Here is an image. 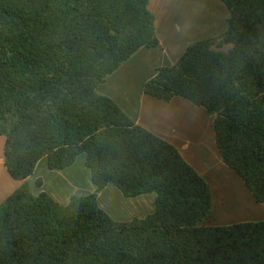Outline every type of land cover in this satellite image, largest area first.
Wrapping results in <instances>:
<instances>
[{
    "label": "trees",
    "instance_id": "1",
    "mask_svg": "<svg viewBox=\"0 0 264 264\" xmlns=\"http://www.w3.org/2000/svg\"><path fill=\"white\" fill-rule=\"evenodd\" d=\"M221 2L225 33L187 46L143 92L204 109L221 161L264 205V0ZM148 3L0 0L3 163L21 183L0 204V264H264V221L201 225L212 210L206 181L96 91L159 46ZM82 155L92 194L61 205L31 193L41 159L62 171ZM108 185L126 199L154 195L153 212L116 221L98 203Z\"/></svg>",
    "mask_w": 264,
    "mask_h": 264
},
{
    "label": "crops",
    "instance_id": "2",
    "mask_svg": "<svg viewBox=\"0 0 264 264\" xmlns=\"http://www.w3.org/2000/svg\"><path fill=\"white\" fill-rule=\"evenodd\" d=\"M148 9L155 17L159 46L135 53L97 87V93L113 100L135 125L174 146L206 181L212 196L210 226L264 221V205L254 200L240 178L221 161L214 143L212 117L183 99L174 98L165 103L143 92L145 83L155 76L156 70L174 65L187 46L222 36L227 28L228 9L221 0H149ZM82 156L62 171H50L46 160L41 159L27 179L31 193L35 196L46 193L61 205H66L73 195L92 194L95 187ZM38 181L41 186L37 185ZM20 185L7 174L1 154L0 204ZM121 197L112 185L98 196L100 207L116 221H130L137 218L136 214H142L138 218H143L154 210V206L149 209L154 195L123 197L125 201ZM132 203L137 206L133 208Z\"/></svg>",
    "mask_w": 264,
    "mask_h": 264
},
{
    "label": "rangeland",
    "instance_id": "3",
    "mask_svg": "<svg viewBox=\"0 0 264 264\" xmlns=\"http://www.w3.org/2000/svg\"><path fill=\"white\" fill-rule=\"evenodd\" d=\"M4 144H5V139H4V137H1L0 136V156H1V154L3 155V150H4ZM82 158H84L83 156H82ZM94 186V185H93ZM32 189H34V186H33V188ZM122 198V200H124L123 199V197H121ZM149 200H152V199H149ZM125 201V200H124ZM101 202H103V205H105L104 207H107L106 205H107V203L103 200H101ZM129 204V203H128ZM133 204V203H132ZM133 206V208H135L134 206H137L136 204H133L132 205ZM152 206H153V202H151L150 204H149V209H151L152 208ZM113 207H115L116 209H119V206H117V205H113ZM102 208V207H101ZM104 209H106V208H104ZM133 210V209H132ZM146 215V214H145ZM137 218L138 217H142L143 215L142 214H136L135 215ZM211 221V219L210 218H208V219H206V220H204L202 223H201V225H211L210 222Z\"/></svg>",
    "mask_w": 264,
    "mask_h": 264
}]
</instances>
